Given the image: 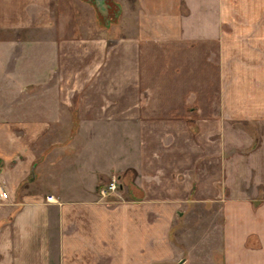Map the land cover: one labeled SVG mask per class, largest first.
<instances>
[{"label":"crops","instance_id":"crops-1","mask_svg":"<svg viewBox=\"0 0 264 264\" xmlns=\"http://www.w3.org/2000/svg\"><path fill=\"white\" fill-rule=\"evenodd\" d=\"M117 2L0 0V264H264V0Z\"/></svg>","mask_w":264,"mask_h":264},{"label":"rangeland","instance_id":"rangeland-1","mask_svg":"<svg viewBox=\"0 0 264 264\" xmlns=\"http://www.w3.org/2000/svg\"><path fill=\"white\" fill-rule=\"evenodd\" d=\"M85 3H88L92 6L94 11H83L82 14V23L83 25L87 24H96L101 29L108 28L112 24V35H113V46H116V39L120 38L121 34V11H119V4L117 0H81ZM104 33V32H103ZM116 49H114V52ZM119 51V50H118ZM116 59L114 62V71L119 72V59L120 52L114 53ZM254 209L258 208V202H255L253 205Z\"/></svg>","mask_w":264,"mask_h":264},{"label":"built area","instance_id":"built-area-1","mask_svg":"<svg viewBox=\"0 0 264 264\" xmlns=\"http://www.w3.org/2000/svg\"><path fill=\"white\" fill-rule=\"evenodd\" d=\"M117 189V180L115 178H112L111 181L106 185L105 188H102L99 191V194L101 197L107 196L109 193L114 192ZM51 197H48L47 199L50 200Z\"/></svg>","mask_w":264,"mask_h":264}]
</instances>
